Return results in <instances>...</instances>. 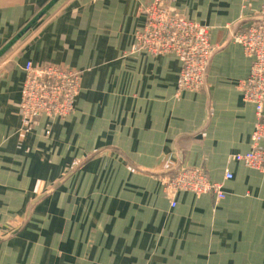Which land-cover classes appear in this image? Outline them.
I'll use <instances>...</instances> for the list:
<instances>
[{
    "label": "crops",
    "instance_id": "obj_1",
    "mask_svg": "<svg viewBox=\"0 0 264 264\" xmlns=\"http://www.w3.org/2000/svg\"><path fill=\"white\" fill-rule=\"evenodd\" d=\"M152 1L0 0V223L24 219L0 240V264H264V164L232 159L257 122L239 88L252 59L233 34L263 1L171 2L208 28L196 90L179 88L175 54L136 47ZM27 61L78 70L80 91L70 116L21 131ZM180 168L224 198L169 196L163 177Z\"/></svg>",
    "mask_w": 264,
    "mask_h": 264
},
{
    "label": "built area",
    "instance_id": "obj_2",
    "mask_svg": "<svg viewBox=\"0 0 264 264\" xmlns=\"http://www.w3.org/2000/svg\"><path fill=\"white\" fill-rule=\"evenodd\" d=\"M173 0H153L144 8L146 21L136 35L137 48L154 54L173 53L182 63L178 86L183 90H196L203 85L206 66L212 53L208 28L187 20L172 7ZM260 21L248 23L234 33V41L241 44L244 53L252 59L248 76L239 83L244 99L255 106L257 122L252 132V149L233 156L252 168L264 164V153L259 148L264 141V0ZM175 11V12H174ZM24 79L20 100V127L27 131L34 122L45 116L65 118L74 111V99L80 91V74L77 70L56 64L23 66ZM233 177L226 171L224 179ZM163 188L173 196L178 191L194 194L209 193L224 198L220 182H214L202 171L180 168L164 180ZM176 205L171 199V206Z\"/></svg>",
    "mask_w": 264,
    "mask_h": 264
},
{
    "label": "rangeland",
    "instance_id": "obj_3",
    "mask_svg": "<svg viewBox=\"0 0 264 264\" xmlns=\"http://www.w3.org/2000/svg\"><path fill=\"white\" fill-rule=\"evenodd\" d=\"M175 12V11H174ZM178 13V12H177ZM181 15V14H179ZM183 16V15H181ZM184 17V16H183ZM185 18V17H184ZM187 19V18H186ZM188 20V19H187ZM240 29V28H239ZM234 35V34H233ZM137 47V46H136ZM154 54V53H153ZM61 67H67L69 68L68 66H64V65H59ZM71 69V68H69ZM72 70H75V69H72ZM77 72L80 74V72L77 70ZM59 119H63V118H59ZM29 129V128H28ZM22 130V128H21ZM177 172V171H176ZM175 172V173H176ZM173 173V175L175 174ZM163 179H168V175ZM66 180V175L65 176H62L56 183H54L50 188L52 189V187H54L55 185H61L63 184V182ZM172 193H170V196H171ZM23 220L21 217H18V218H15L14 220H11L9 221L8 223H3L1 224L0 223V240H2L3 238H7L11 235H13L14 233H16L17 230L20 229V227L23 225Z\"/></svg>",
    "mask_w": 264,
    "mask_h": 264
}]
</instances>
